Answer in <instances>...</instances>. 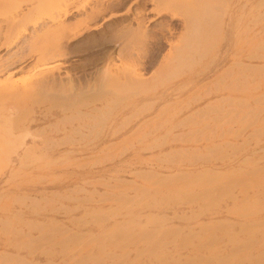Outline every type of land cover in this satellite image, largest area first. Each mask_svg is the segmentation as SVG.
Listing matches in <instances>:
<instances>
[{"label": "rangeland", "instance_id": "1", "mask_svg": "<svg viewBox=\"0 0 264 264\" xmlns=\"http://www.w3.org/2000/svg\"><path fill=\"white\" fill-rule=\"evenodd\" d=\"M104 1L0 0V264H264V0Z\"/></svg>", "mask_w": 264, "mask_h": 264}, {"label": "bare ground", "instance_id": "2", "mask_svg": "<svg viewBox=\"0 0 264 264\" xmlns=\"http://www.w3.org/2000/svg\"><path fill=\"white\" fill-rule=\"evenodd\" d=\"M95 1H96L97 4L92 9L93 12H92V16H91L93 22H96L100 17H103L106 13H109V12L113 11V9H114V4L111 1H108V2L107 1H104V0L103 1L102 0H95ZM82 2L84 3V5L82 7V10H84L86 8V6H87L88 3L86 4V0H82ZM152 2L154 3V5H156V4L159 5V4H162V3L164 4V2H166V0H152ZM163 12L165 13L167 11H163ZM161 13L162 12H159L158 15H162ZM173 15H174L173 17H175V18H181V14L174 13ZM184 23L185 24H188V19L187 18H184ZM168 32H171V34H172L173 30L169 27L168 28ZM21 35L22 34H19L16 37L17 38L16 40H18ZM179 38H180V40L175 45L174 49L175 48L176 49L179 48L180 43L183 41V37L182 36L179 37ZM170 45H171V50H172V44H170ZM109 72H110V68H108L106 70V73H109Z\"/></svg>", "mask_w": 264, "mask_h": 264}]
</instances>
